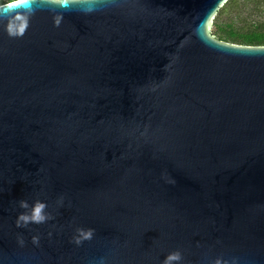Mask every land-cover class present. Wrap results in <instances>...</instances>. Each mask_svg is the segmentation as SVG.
Segmentation results:
<instances>
[{"label":"water","instance_id":"95a60500","mask_svg":"<svg viewBox=\"0 0 264 264\" xmlns=\"http://www.w3.org/2000/svg\"><path fill=\"white\" fill-rule=\"evenodd\" d=\"M228 1L0 8V264H264V45L211 33Z\"/></svg>","mask_w":264,"mask_h":264},{"label":"rangeland","instance_id":"374dc122","mask_svg":"<svg viewBox=\"0 0 264 264\" xmlns=\"http://www.w3.org/2000/svg\"><path fill=\"white\" fill-rule=\"evenodd\" d=\"M214 22L221 25L231 24L237 31L254 29L264 23V0H233L231 4H225L222 13L215 17ZM211 33L216 37L218 35L213 28Z\"/></svg>","mask_w":264,"mask_h":264},{"label":"clouds","instance_id":"9594fccd","mask_svg":"<svg viewBox=\"0 0 264 264\" xmlns=\"http://www.w3.org/2000/svg\"><path fill=\"white\" fill-rule=\"evenodd\" d=\"M26 0H0V8L4 6H14L17 4L25 3ZM27 27V22L21 15H16L14 18L9 22L7 26V31L10 35L16 36V35H23L25 28ZM22 207L27 208L28 205L25 202H22ZM43 204H38L34 207L32 214L26 215L22 214L19 217L20 221H24L25 223H28L29 221L32 222H42L45 220V216L42 214L44 209ZM81 235H83L84 239H91L92 238V230H87V232H81ZM76 243L79 244L80 240L77 239ZM182 260V255L179 252H173L170 253L164 260V264H179V262ZM101 264H104L103 261H101Z\"/></svg>","mask_w":264,"mask_h":264},{"label":"trees","instance_id":"16d2710c","mask_svg":"<svg viewBox=\"0 0 264 264\" xmlns=\"http://www.w3.org/2000/svg\"><path fill=\"white\" fill-rule=\"evenodd\" d=\"M232 2L233 0H229L227 3L231 4ZM223 7L220 8L217 15L222 13ZM212 28L214 33L218 34L217 38L220 40L247 45H264V23L249 31H237L231 24L221 25L215 22Z\"/></svg>","mask_w":264,"mask_h":264}]
</instances>
